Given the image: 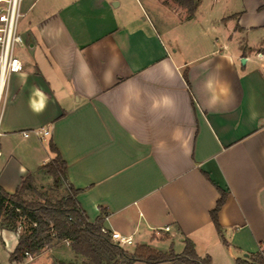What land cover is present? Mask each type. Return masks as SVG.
I'll use <instances>...</instances> for the list:
<instances>
[{
    "label": "crops",
    "instance_id": "0c3cea01",
    "mask_svg": "<svg viewBox=\"0 0 264 264\" xmlns=\"http://www.w3.org/2000/svg\"><path fill=\"white\" fill-rule=\"evenodd\" d=\"M262 5L196 0L191 17L181 8L172 20L165 0H22L0 187L13 194L26 174L36 179L52 144L88 221L104 212L103 228L132 239L124 249L179 256L188 240L211 264L255 254L264 243ZM218 189L220 233L209 217ZM16 244L0 230L8 264ZM54 248L21 264L71 257Z\"/></svg>",
    "mask_w": 264,
    "mask_h": 264
},
{
    "label": "trees",
    "instance_id": "16d2710c",
    "mask_svg": "<svg viewBox=\"0 0 264 264\" xmlns=\"http://www.w3.org/2000/svg\"><path fill=\"white\" fill-rule=\"evenodd\" d=\"M184 8L188 17L195 12L196 0H172ZM260 9H264L263 5ZM185 82L186 74L183 73ZM49 151L54 157L39 167L36 175L52 179L50 191L63 188V195L57 199L48 196L35 186L34 175L28 173L21 179L13 194L0 187V230L17 234V244L9 256V261L21 264L25 254L38 256L43 250L61 242L68 243V251L73 253L69 260H59L57 264H211L209 257L199 259L190 241H184L183 252L162 254L147 246H137L133 251L119 247L110 240L109 232L101 233L102 219L93 223L76 201L78 190H74L66 180V165L52 144ZM219 198L209 212L210 221L220 233L217 216L226 198L225 192L218 189ZM82 259L84 263H77ZM234 264H264V243L255 254L237 258Z\"/></svg>",
    "mask_w": 264,
    "mask_h": 264
},
{
    "label": "built area",
    "instance_id": "2783aa9c",
    "mask_svg": "<svg viewBox=\"0 0 264 264\" xmlns=\"http://www.w3.org/2000/svg\"><path fill=\"white\" fill-rule=\"evenodd\" d=\"M22 0H0V123L7 100L8 85L11 75L19 71L21 62L17 56V50L24 45V41L18 33V23L22 17ZM35 137L44 139L49 136L47 130H34L31 132ZM27 137L26 133L22 134ZM107 221L106 216L102 222ZM165 231H168L166 228ZM108 231L101 228V233ZM110 240L119 247L124 248L132 244L130 237L120 236L115 232L109 233ZM25 259L31 261L32 257L25 254Z\"/></svg>",
    "mask_w": 264,
    "mask_h": 264
},
{
    "label": "rangeland",
    "instance_id": "374dc122",
    "mask_svg": "<svg viewBox=\"0 0 264 264\" xmlns=\"http://www.w3.org/2000/svg\"><path fill=\"white\" fill-rule=\"evenodd\" d=\"M142 1V0H141ZM157 1V0H156ZM160 1V0H159ZM165 2H167V4L169 5V9H166L165 8V11L168 10L170 12L172 16V20L173 19H177V15L179 12H181V6H179L177 3H175L174 1L172 0H165ZM144 3V2H143ZM184 9V8H183ZM185 10V9H184ZM163 14L164 11H162V9L160 10ZM167 12V11H166ZM186 12V11H185ZM187 14V12H186ZM23 26V20L20 19L19 20V23H18V33L21 35V27ZM46 139V138H45ZM16 140H19V139H16ZM15 140V142H16ZM22 145V143H19V146ZM44 146H46V143H44ZM22 148L21 147H18V148H14V150H11V148H9V150L13 151L15 155H18L19 152L20 154L22 153ZM18 150V151H17ZM45 150V149H43ZM43 150L42 148L40 147L39 150H33L31 153L34 155L33 157L36 159V158H40V157H43L44 154H43ZM35 186L37 187V189L41 190V191H46L48 193V196H50L51 198L53 199H57L59 197H61L63 195V188L61 189H56V191H50L52 190L53 188V185H52V179L50 178H45V177H42L41 175H36V179H35ZM54 247V249H57L58 251H61L62 248H65L67 251H68V243L67 242H61V243H58L56 244ZM53 247H51L52 249ZM0 250H1V246H0ZM69 254H73L72 252L69 253ZM69 260L71 259V257H69L68 255L65 256V260ZM77 263H84L85 261H83L82 259H77L76 260ZM37 263V259L34 258V261L31 263V264H36ZM0 264H8V261L6 259V256H5V253L2 255L0 254ZM86 264V262L84 263Z\"/></svg>",
    "mask_w": 264,
    "mask_h": 264
},
{
    "label": "water",
    "instance_id": "95a60500",
    "mask_svg": "<svg viewBox=\"0 0 264 264\" xmlns=\"http://www.w3.org/2000/svg\"><path fill=\"white\" fill-rule=\"evenodd\" d=\"M241 64H244V60L241 61ZM244 257H246V256H244Z\"/></svg>",
    "mask_w": 264,
    "mask_h": 264
}]
</instances>
